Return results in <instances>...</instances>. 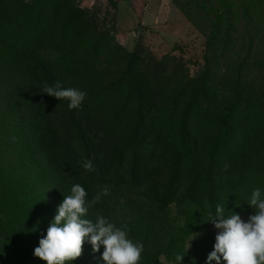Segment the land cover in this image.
<instances>
[{"label":"trees","instance_id":"16d2710c","mask_svg":"<svg viewBox=\"0 0 264 264\" xmlns=\"http://www.w3.org/2000/svg\"><path fill=\"white\" fill-rule=\"evenodd\" d=\"M77 2L53 8L46 0H0V264H46L33 255L34 249L75 184L85 189L86 203L109 189L89 207L87 219L120 220L124 159L131 158L134 165L137 147L121 153L114 170L100 166L104 158L94 148L99 136L126 128L134 136L141 131L167 135L180 152L166 195L123 227L133 243L144 246L138 264H179L177 255L184 256L182 264H206L216 235L190 247L188 242L195 233L214 228L208 222L217 204L228 213L230 199L237 201L241 206L235 208L248 207L250 216L255 213L248 205L253 190L260 189L264 198V79L251 80L245 74L252 51L242 54L231 42L213 46V58L219 61L229 53L236 57L223 67L228 79L233 76L229 105L210 101L214 84L209 77L213 73L220 78L219 67L211 64L199 79L184 78L180 87L152 99L136 65L139 53H125L130 61L112 70L102 61L103 53L124 49L115 32L104 34ZM195 3L200 5V0ZM228 26L230 35L235 28ZM215 31L221 35L219 24ZM231 65L236 68L231 70ZM57 81L63 88L87 93L79 109H69L67 99L42 93L45 84ZM150 104L156 107L149 109ZM199 136L215 141L207 153V170L185 193L174 191L199 150ZM233 145H250L245 149L249 159L243 156L231 166ZM85 160L97 171H87ZM197 192L207 194L205 201L193 198ZM175 204L180 216L174 222L170 215ZM159 233L168 235V243L164 250H152ZM103 251L101 246L93 254L85 242L81 257L65 264H105Z\"/></svg>","mask_w":264,"mask_h":264},{"label":"rangeland","instance_id":"374dc122","mask_svg":"<svg viewBox=\"0 0 264 264\" xmlns=\"http://www.w3.org/2000/svg\"><path fill=\"white\" fill-rule=\"evenodd\" d=\"M46 1L53 8L67 7L65 5L69 2ZM189 1L78 0L76 4L104 34L115 32L116 42L124 51L119 48L110 49L102 55V61L108 62L112 70L130 61L125 53L126 56L139 53L136 65L152 99L180 87L184 78L189 82L199 79L207 64H211L219 67L216 73L220 74V78H216L213 73L209 77L214 84L213 90L209 92L210 101L215 105H229L234 97L233 76L228 79L223 67L227 61L235 63L236 57L229 53L228 57L219 61V57L213 58V46L220 48L231 42L238 45L242 54L249 56L252 51L245 74L251 80L264 79V0H200V5H196L197 0H192L191 4ZM228 23L235 28L230 35ZM218 24L222 29L220 36L215 31ZM235 68L233 65L230 67L231 70ZM151 98L148 97L150 103ZM155 107L150 104L149 109ZM126 130L119 129L107 137L99 136L94 148V152L104 158L100 166L114 170L119 155L131 146L137 147L134 165L130 163L131 158L124 159L125 170L122 174L125 181L118 194L120 203L117 205L120 220L109 221L120 228L127 226V220H135L136 216L143 215L148 205L166 195L173 164L180 155L167 135L159 137L151 131H141L134 136L133 131ZM211 140L209 136H199V150H196L192 158L193 163L181 172L174 191L185 193L193 180L204 175L207 170V153L215 142ZM246 148L251 146H232L234 161L231 166H235L243 156L249 159ZM196 194L193 198L205 201V192ZM229 203V207L233 208L224 213L225 216L232 215L233 211L247 221L251 210L245 206L242 209L235 208L239 203L231 199ZM170 216L172 221L178 220L179 204L173 205ZM217 231L215 228L201 230L188 245L209 240V235H216ZM168 240L167 234L159 233L152 243V250H164Z\"/></svg>","mask_w":264,"mask_h":264},{"label":"clouds","instance_id":"9594fccd","mask_svg":"<svg viewBox=\"0 0 264 264\" xmlns=\"http://www.w3.org/2000/svg\"><path fill=\"white\" fill-rule=\"evenodd\" d=\"M42 93L59 101L67 99L69 109H79L87 95L77 88H63L59 81L52 86L45 84ZM83 167L87 171H97L91 160H85ZM108 194L109 189L104 188L86 203L85 189L80 184L73 185L71 194L64 195L33 255L46 264H65L81 257L83 245L87 242L93 254L100 252L103 246L101 258L105 264H138L144 249L142 243H133L124 228L117 227L103 216L97 217L95 222L86 218L89 207L97 203L101 195ZM248 205L255 213L244 221L233 211L226 217L225 206L217 204L215 217L208 223L218 231L206 264H212V261L220 264L221 260L225 264H264V198L260 189L253 190ZM195 234L193 239L199 235ZM183 259L182 255L176 256L179 264Z\"/></svg>","mask_w":264,"mask_h":264}]
</instances>
